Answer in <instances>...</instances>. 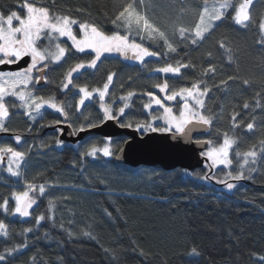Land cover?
Listing matches in <instances>:
<instances>
[{
  "label": "trees",
  "instance_id": "trees-1",
  "mask_svg": "<svg viewBox=\"0 0 264 264\" xmlns=\"http://www.w3.org/2000/svg\"><path fill=\"white\" fill-rule=\"evenodd\" d=\"M211 1L215 2L208 0ZM23 2L0 0V13L7 15L18 10L24 14L20 7ZM31 2L80 22L101 25L111 32L115 30L111 18L123 0ZM203 5L204 0H143L139 10L150 15L171 37L174 26L193 28ZM233 15L231 8L198 45L185 41L177 45L176 53H167L162 41L157 44L148 40L147 47L159 52L160 57L138 63L119 55L104 56L96 68L73 74L74 84L86 85L89 90L102 88L108 75L115 74L106 102L117 108L123 104L120 96L135 92L125 115L119 116L120 123H131L133 129L137 123H147L161 113V109H144L149 99L144 92L160 97L155 84L167 78L170 89L178 90L190 87L194 81H204L201 87H208L209 92L204 97L203 111L212 118V124L195 140L219 144L224 133L235 135L238 143L230 153V167H219L210 173L204 163L190 173L184 169L161 171L118 165L114 157L127 141L125 138L109 140L114 152L110 157L97 153L93 158L82 152L86 146L101 147L105 142L101 137H88L76 146L57 144L58 132L50 130L59 124L56 121L66 122L74 132L81 126L86 130L94 128L87 127L90 123L98 126L104 122L97 98L86 101L77 112L78 88L70 86L71 90L62 91L67 72L94 56L90 52L78 53L67 43L69 51L64 60L50 64L48 82L40 87L36 85L39 91L34 93L62 101L67 119L55 111L44 110L39 119L31 122L17 102L6 101L9 117L5 126L9 131L1 137L0 147L22 151L26 158L20 177L0 174V204L7 198L12 213L13 191H23L27 183L37 185V190L30 193L36 203L29 209L28 217L12 218L0 208V220L7 226V235H0V255L5 257L0 264H262L264 43L261 41L264 37L259 25L264 19V0L251 5V18L245 25H237ZM221 43L224 48L220 47ZM178 60L194 67L182 68L181 76L155 71L165 63L175 64ZM210 66L215 72L205 74ZM180 103L169 106L174 114L180 110ZM246 103L248 108L244 107ZM234 115L238 127H233ZM248 123L254 125L251 131L246 127ZM13 136H19L20 142L16 143ZM250 150L257 152L255 163L245 165L243 179H230L229 172L233 176L241 172L242 155L238 157L237 153ZM217 180H226L235 187L228 190ZM39 185L45 186L43 195L39 193ZM39 216L44 219L37 224ZM193 248L197 255L192 254ZM9 250H14L11 255Z\"/></svg>",
  "mask_w": 264,
  "mask_h": 264
},
{
  "label": "snow or ice",
  "instance_id": "snow-or-ice-1",
  "mask_svg": "<svg viewBox=\"0 0 264 264\" xmlns=\"http://www.w3.org/2000/svg\"><path fill=\"white\" fill-rule=\"evenodd\" d=\"M253 0H243L235 9L233 20L237 25H245L251 18L250 5ZM143 4V0H123L117 7L114 18H111L114 31H106L101 25L88 22H80L69 15H60L53 13L49 7L38 5L31 0H24L20 5L24 9V14L18 10H12L9 14L5 15L0 13V66L18 64L25 57L30 58L27 67L19 70H0V132L9 131L5 126V121L9 117V106L6 102V97H14L15 100L20 102V106L25 109V115L35 120L37 116L41 115V110L45 107L54 110L65 119L68 117V112L63 106V102L57 100L55 96L44 97L34 94L39 91L35 88L41 81L48 82L47 72L51 71L50 64H58L64 60L69 49L61 42L63 38L71 42V48L78 53H94V56L89 61H81L71 68L62 82V91H69L70 86L78 88L79 101L76 105L77 112L81 111V106L85 105L86 101H93L95 97L99 98V106L104 113L103 120H118V115H125V109L129 107L131 98L135 92L129 91L127 95L120 96V101L123 102L119 108L118 115L114 114L113 105L106 103V96L110 95V87L113 85V77L115 74H109L107 81L103 84L102 88H94L89 90L85 86L74 84V73H79L85 68H96L97 62L105 53H118L125 59H134L141 63L144 62L146 57H160L161 54L157 51L150 50L143 43L137 42L135 37H139L140 41L145 39L155 41L159 44L163 42L162 46L166 49L167 53H176L177 45L185 41L190 42L192 45H198L207 38L216 26L217 21L225 18V14L232 7L231 0H215L209 5L208 0H204L202 10L199 11V19L193 28L185 26H174L172 36L168 32L152 21L146 12L140 11L139 7ZM77 25L79 32L73 30V26ZM260 31L264 33V21L259 25ZM178 36V40L175 37ZM47 40L48 44L43 45V41ZM264 43V40L261 41ZM224 48L223 43L220 44ZM230 52V49H226ZM211 55V53H209ZM194 67L182 61H176L175 64L165 63L163 67H157L156 72L172 74L173 76H181V69ZM215 72V68L210 66L205 70V74ZM228 79H233L229 77ZM204 83L202 80L194 81L190 87H180L178 90L170 89V84L166 78L163 83L155 84L154 87L158 89L163 97H158L157 94L152 92H144L143 95L149 99L144 104V109L150 110L153 106L163 109L162 114L153 116L152 121L162 120L165 126H154L153 122L137 123L136 131L143 129L144 132H173V136L179 134L182 137L190 138L191 134L197 129L198 126H210L212 118L204 114L205 100L204 97L208 94V87H201ZM222 83H226L222 81ZM244 84L247 85L248 81L245 80ZM30 85L32 87H30ZM181 101L179 114L176 115L173 109L166 106L164 101ZM114 103V102H113ZM248 104L244 105L248 108ZM35 113L36 115H33ZM234 122L233 127H238L235 123V115L232 117ZM60 123V121H56ZM95 124H89L87 127H95ZM120 127L131 128L132 124L120 123ZM247 129L251 131L254 127L252 123L247 124ZM85 126H81L79 131H84ZM17 143L20 142V137L16 138ZM111 139V138H107ZM126 142V141H125ZM57 141V144H60ZM198 143L208 144V150L202 153L211 162V167L215 168L219 165L230 167L232 159L230 153L234 150L238 141L235 135L224 133L223 142L215 144L211 140L198 141ZM262 150H264V141H262ZM123 151V149H121ZM97 153H101L104 157L114 155L111 147L105 144L103 148L92 145L88 152L85 154L88 157L95 158ZM242 155V162H240L241 172L233 176L231 172L227 175L232 180L243 179V169L245 165L250 162L255 163L257 152L250 150L242 154L237 153V156ZM5 156L7 157V172L12 177L21 176L22 162L25 160V153L17 151L10 146L0 147V163H3ZM83 158V157H82ZM249 158H252L251 161ZM208 165H206L207 167ZM207 179L208 177H202ZM217 183L225 184L228 190H232L235 185L228 183L226 180H217ZM37 190V185L32 183L25 184L23 191H13L11 193L12 199L15 201V207L12 209L13 215L20 217H28L30 215L29 209L36 203V198L30 193ZM39 193H45V186L39 185ZM10 201L7 198L3 199L0 204L5 212L9 209ZM51 207V204H50ZM43 216L36 218V223L39 224L43 220ZM31 231V229H25ZM0 235H7V226L0 220ZM71 235V233H69ZM88 235V233H85ZM14 250H9L8 254L11 255ZM192 254L197 255L195 248L192 249ZM5 257L0 255V261ZM262 264H264V257H261Z\"/></svg>",
  "mask_w": 264,
  "mask_h": 264
},
{
  "label": "water",
  "instance_id": "water-1",
  "mask_svg": "<svg viewBox=\"0 0 264 264\" xmlns=\"http://www.w3.org/2000/svg\"><path fill=\"white\" fill-rule=\"evenodd\" d=\"M28 62L30 58L25 57L18 64L0 66V70H19L27 67ZM43 83L44 81H41L37 86L40 87ZM120 121L121 118L118 117V120H107L94 128L77 132L72 131L67 123L57 124L50 130L59 129L61 133L58 135V141L72 146H76L88 137L125 138L127 141L119 149L114 161L118 165L132 168L145 166L161 171L184 169L192 173L200 169L204 162H208L207 158L201 156L208 149V144L198 143L205 140H195V138L202 137L209 130V126H198L190 138H185L179 134L173 136V131L140 133L133 128L120 127Z\"/></svg>",
  "mask_w": 264,
  "mask_h": 264
},
{
  "label": "rangeland",
  "instance_id": "rangeland-1",
  "mask_svg": "<svg viewBox=\"0 0 264 264\" xmlns=\"http://www.w3.org/2000/svg\"><path fill=\"white\" fill-rule=\"evenodd\" d=\"M257 0H253V3H255ZM214 1H211V2H209V5L211 6V4L213 3ZM243 2V0H231V3H232V7L231 8H234V13H235V9H236V7H238L239 6V4L240 3H242ZM252 3V4H253ZM251 4V5H252ZM251 5H250V8H251ZM230 8V9H231ZM229 9V10H230ZM229 10L227 11V12H229ZM150 19H152V17L149 15L148 16ZM263 21H264V19H263ZM216 24L217 23H219V21H217V22H215ZM75 28H77L78 30H77V32L76 33H78L79 32V28H78V26L77 25H74L73 26V30L75 29ZM170 28H172V27H170ZM169 28V29H170ZM168 29V28H167ZM168 29V30H169ZM263 34V37H264V33H262ZM135 39H136V41L137 42H140V43H143L146 47H147V39H145V40H143V41H140V39H139V37H135ZM62 43H64V46L66 45L65 43H67V45L68 46H70L71 47V42L70 41H67L66 40V38H63L62 39V41H61ZM43 43V45H47L48 44V41L47 40H45V41H43L42 42ZM66 47V46H65ZM74 50V49H73ZM94 54V53H93ZM114 55H119L120 56V54H118V53H115V52H113V53H105V54H103V56L102 57H104V56H114ZM101 57V58H102ZM122 57V56H121ZM153 57H155V58H157L156 56H153ZM146 58H149V57H146ZM145 58V59H146ZM133 61H136V60H134V59H132ZM138 63H141V62H139V61H137ZM86 69V68H85ZM81 71H83V69L81 70ZM163 74V73H162ZM168 75V74H167ZM30 87H32L31 85H30ZM159 95H160V98H162L163 97V94L162 93H159ZM95 98H97V100H98V105H99V98L98 97H95ZM6 99V101L7 100H9V99H12L14 102H17L19 105H20V102L18 101V100H15V98L14 97H6L5 98ZM107 101V98H105V102ZM177 101L178 102H181V101H179V99H177ZM177 101H171V102H169V101H164V103L166 104V106H170V105H172V104H174L175 102H177ZM107 103V102H106ZM182 103V102H181ZM180 103V104H181ZM113 105V109H114V114H116V115H118V112H119V108H117L114 104H112ZM153 108L154 109H160V108H158V106H153ZM172 108V107H171ZM21 109L25 112V109L21 106ZM99 109H100V106H99ZM173 109V108H172ZM44 110H50V111H54V110H52V109H50V108H47V107H45L44 109H42L41 110V115H39V116H37V118L35 119V120H37V119H39L41 116H42V114H43V112H44ZM126 110V109H125ZM162 112H163V109H161V113L160 114H162ZM57 113V112H56ZM103 113V112H102ZM179 114V111H178V113L176 114V115H178ZM33 115H36L35 113H33ZM27 116V119L28 120H30L31 122L32 121H35V120H33V119H31L28 115H26ZM103 116H104V113H103ZM118 117H119V115H118ZM150 121L151 122H153L154 123V126H158V127H163V126H165L164 124H163V121L162 120H156V121H152V119H150ZM149 121V122H150ZM59 124H66V122H64V123H59ZM55 125H57V124H55ZM55 125H53V126H55ZM52 126V127H53ZM173 132L175 131L174 129L172 130ZM57 132L58 133H61L60 132V130H57ZM77 132V131H76ZM138 132H140V133H149V132H151V131H148V132H144L143 131V129H141L140 131H138ZM59 135V134H58ZM15 142L17 143V141H16V139H15ZM105 144H108L109 145V139H105V142H104V144L100 147V148H103L104 146H105ZM60 145L62 146L63 144L62 143H60ZM1 147H4V146H1ZM89 148L90 147H84L83 148V151L82 152H88V150H89ZM208 150V149H207ZM207 150H205L204 152H206ZM101 154V153H100ZM201 156H202V154H201ZM202 157H204V156H202ZM25 158H26V155H25ZM206 158V157H205ZM24 162H25V160H24ZM24 162H22V168H21V172H22V170H23V164H24ZM205 164H207L208 165V168L210 169V173H212L213 171H215V169H217V168H219V167H224L223 165H219V166H217V167H215V168H212L210 165H211V162L210 161H208V162H204ZM204 163H203V165H204ZM202 165V166H203ZM0 174L2 175H6V176H9V177H12L8 172H7V157L5 156V158H4V161H3V163H0ZM12 178H18V177H12ZM12 198V197H11ZM12 206H11V211H12V209L15 207V201L12 199V204H11ZM7 212H9L10 213V216L12 217V218H15V216H19V215H13L11 212H10V210L8 209V211ZM20 217V216H19ZM22 218H25V217H22Z\"/></svg>",
  "mask_w": 264,
  "mask_h": 264
},
{
  "label": "flooded vegetation",
  "instance_id": "flooded-vegetation-1",
  "mask_svg": "<svg viewBox=\"0 0 264 264\" xmlns=\"http://www.w3.org/2000/svg\"><path fill=\"white\" fill-rule=\"evenodd\" d=\"M48 73V72H47ZM39 87V86H38ZM54 130H56V132H57V130H59V129H54ZM4 133L5 132H0V139H1V137H3L4 136ZM59 134V133H58ZM14 138H16L15 136H13Z\"/></svg>",
  "mask_w": 264,
  "mask_h": 264
}]
</instances>
